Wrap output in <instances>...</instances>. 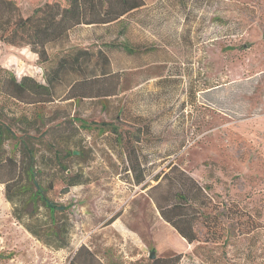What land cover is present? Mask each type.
Masks as SVG:
<instances>
[{"label": "rangeland", "instance_id": "1", "mask_svg": "<svg viewBox=\"0 0 264 264\" xmlns=\"http://www.w3.org/2000/svg\"><path fill=\"white\" fill-rule=\"evenodd\" d=\"M15 1L29 15L53 0ZM111 42L114 72L91 82L90 95L26 102L5 79L6 120L38 112L41 122L24 134L13 127L0 164V264H150L152 251L181 252V264H264V0H145L120 22L71 34L80 46ZM1 68L42 80L31 46L0 41ZM25 137L42 189L24 176L11 186L24 192L15 203L7 183ZM57 148L79 154L39 162ZM170 165L205 188L216 233L199 221L188 244L161 218L149 192L158 182L163 191ZM69 176L80 182L69 186ZM56 226L59 237L49 234Z\"/></svg>", "mask_w": 264, "mask_h": 264}, {"label": "trees", "instance_id": "2", "mask_svg": "<svg viewBox=\"0 0 264 264\" xmlns=\"http://www.w3.org/2000/svg\"><path fill=\"white\" fill-rule=\"evenodd\" d=\"M144 5L145 0H53L37 7L32 14L24 15L15 0H0V41L11 46H31L38 54L42 68V80L32 75H24L19 79L8 69L1 68L0 91L5 79H9L14 86L15 96L26 102H47L49 99L57 100L65 95L67 99L90 95L88 91L91 82L114 72L109 53L114 43L90 47L76 45L71 43L72 32L81 26H110ZM123 46L128 53L136 52L126 44ZM102 92L104 90L100 87L95 94L102 95ZM35 106L37 107V104ZM6 117L5 106L0 105V164L8 154L7 142L16 137L13 127L16 124L24 126V134L33 128L39 131L38 126L41 122L38 112L30 116L23 114L17 121L16 119L7 121ZM58 136L63 138L61 133ZM25 140L28 142L23 143L20 160L14 159L19 163L18 176L7 183V197L13 202L16 195L24 192L20 193L18 186L15 190L11 186L19 183L24 176L32 180L38 191L42 189L37 180H34V173L37 171L34 169L37 166V151L32 140L26 137ZM73 152L72 148H57L54 149L51 159L46 157L45 153L40 154L39 162L46 166L53 162L61 164L64 158H71ZM63 168L65 170V167ZM163 179L166 187L161 193H158L162 186L161 182L152 186L149 192L161 217L190 244L199 240L195 230V225L199 221H202L209 235L216 233L220 223L218 220L214 221L216 216H211L206 211L209 199L205 188L176 165H170ZM67 181L69 186L80 182L73 176H69ZM21 186L24 185L20 184L19 187ZM43 199L44 204L50 209L60 211L66 209L64 205L57 206L46 197ZM17 217L21 218V215L17 214ZM27 227L39 236L30 226ZM50 230L51 236L59 237L63 229L56 226ZM45 243L49 244V239ZM67 244L66 241L58 247H65ZM182 257L181 252L173 253L157 257L150 264H181Z\"/></svg>", "mask_w": 264, "mask_h": 264}, {"label": "water", "instance_id": "3", "mask_svg": "<svg viewBox=\"0 0 264 264\" xmlns=\"http://www.w3.org/2000/svg\"><path fill=\"white\" fill-rule=\"evenodd\" d=\"M74 154H79V152L78 151H74ZM156 257H157L156 251H152L150 253V258L151 259H155Z\"/></svg>", "mask_w": 264, "mask_h": 264}, {"label": "crops", "instance_id": "4", "mask_svg": "<svg viewBox=\"0 0 264 264\" xmlns=\"http://www.w3.org/2000/svg\"><path fill=\"white\" fill-rule=\"evenodd\" d=\"M162 218V217H161ZM188 243V242H187ZM189 244V243H188Z\"/></svg>", "mask_w": 264, "mask_h": 264}]
</instances>
